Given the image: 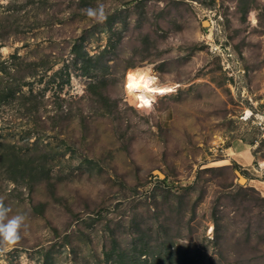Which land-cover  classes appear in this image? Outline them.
Listing matches in <instances>:
<instances>
[{
	"label": "rangeland",
	"instance_id": "rangeland-1",
	"mask_svg": "<svg viewBox=\"0 0 264 264\" xmlns=\"http://www.w3.org/2000/svg\"><path fill=\"white\" fill-rule=\"evenodd\" d=\"M138 65L181 87L137 108ZM4 91L2 264H264V0H7Z\"/></svg>",
	"mask_w": 264,
	"mask_h": 264
},
{
	"label": "clouds",
	"instance_id": "clouds-1",
	"mask_svg": "<svg viewBox=\"0 0 264 264\" xmlns=\"http://www.w3.org/2000/svg\"><path fill=\"white\" fill-rule=\"evenodd\" d=\"M7 0H0V3H6ZM86 15L95 20L98 23H103L107 19L105 12V6L103 4L98 5L96 8H88L85 10ZM157 83L155 76L150 77L146 83L138 85L144 89L145 94H141L137 97L139 103L136 105L139 109L151 110L156 103L157 96L165 94V92L173 91L172 88L154 87ZM130 88L131 85H128ZM253 114L250 111H246L242 117L243 120H248ZM257 126L264 128V115L256 116ZM11 208L4 204V200L0 197V256L13 250V248L22 239V229L27 228L25 223L26 217L23 214H15L9 216ZM2 264V261H0Z\"/></svg>",
	"mask_w": 264,
	"mask_h": 264
},
{
	"label": "bare ground",
	"instance_id": "bare-ground-1",
	"mask_svg": "<svg viewBox=\"0 0 264 264\" xmlns=\"http://www.w3.org/2000/svg\"><path fill=\"white\" fill-rule=\"evenodd\" d=\"M204 23H207V21H205ZM150 77H153L152 67L150 66L138 65L135 67H131L127 70L126 77H125V82L127 83V86L125 88H127V91H128L127 96L131 100V102H133L136 105L139 103V100L137 99V97L145 93H144V89L142 87H138V85H141L142 83H146ZM128 85H131V87L129 88ZM180 85L178 84V82H174V81H162V82L157 81V83L152 86L172 88L174 89L173 91H175L178 89V86ZM173 91L165 92V94L163 95L170 94ZM158 97L159 96H157L156 99H158ZM247 111L251 112L250 109H247ZM260 165L264 167V159L260 160ZM240 180L244 182L246 179L244 176L241 175Z\"/></svg>",
	"mask_w": 264,
	"mask_h": 264
},
{
	"label": "built area",
	"instance_id": "built-area-1",
	"mask_svg": "<svg viewBox=\"0 0 264 264\" xmlns=\"http://www.w3.org/2000/svg\"><path fill=\"white\" fill-rule=\"evenodd\" d=\"M214 47L216 48L217 46L214 45L213 43H211V50H212V52H214ZM216 49H217V48H216ZM152 73H153V76H156L158 82H162V81L160 80V76H159V74H158L157 72H154V71L152 70ZM125 84H126V85H125V87H126V86H127V83L125 82ZM178 84H180V83H178ZM179 87H181V86H178V89H179ZM125 89H126V93H128L127 88H125ZM178 89L175 90V91H173V92H177ZM173 92H172V93H173ZM166 95H168V94H166ZM166 95H163V96L160 95V96L158 97V99H159L160 97H164V96H166ZM158 99H156V102H157ZM154 105H155V104H154ZM154 105H153V106H154Z\"/></svg>",
	"mask_w": 264,
	"mask_h": 264
},
{
	"label": "trees",
	"instance_id": "trees-1",
	"mask_svg": "<svg viewBox=\"0 0 264 264\" xmlns=\"http://www.w3.org/2000/svg\"><path fill=\"white\" fill-rule=\"evenodd\" d=\"M84 56H88L86 53L84 54ZM15 91V89L13 90V92ZM4 94L2 95V94H0L2 97H8V95H9V93L10 92H8V95H6V93H5V91L3 92ZM5 95V96H4ZM44 170V169H43ZM40 172V171H39ZM117 251V249H116V247H114L112 250H111V252H116ZM110 254V253H109ZM122 254L123 253H119L118 254V257H116L117 259H119V261L118 262H116V264H127L126 262H123L122 260ZM144 264V263H143ZM145 264H147V262L145 263Z\"/></svg>",
	"mask_w": 264,
	"mask_h": 264
}]
</instances>
